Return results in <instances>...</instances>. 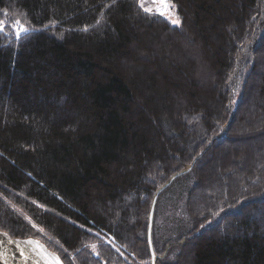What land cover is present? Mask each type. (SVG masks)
<instances>
[{
    "label": "trees",
    "instance_id": "obj_1",
    "mask_svg": "<svg viewBox=\"0 0 264 264\" xmlns=\"http://www.w3.org/2000/svg\"><path fill=\"white\" fill-rule=\"evenodd\" d=\"M168 2L0 0V229L104 264V228L146 260L193 162L155 264H264V0Z\"/></svg>",
    "mask_w": 264,
    "mask_h": 264
},
{
    "label": "water",
    "instance_id": "obj_2",
    "mask_svg": "<svg viewBox=\"0 0 264 264\" xmlns=\"http://www.w3.org/2000/svg\"><path fill=\"white\" fill-rule=\"evenodd\" d=\"M26 239L11 238L0 232V264H56L58 257L45 246L38 249ZM60 264L63 262L59 259Z\"/></svg>",
    "mask_w": 264,
    "mask_h": 264
},
{
    "label": "snow or ice",
    "instance_id": "obj_3",
    "mask_svg": "<svg viewBox=\"0 0 264 264\" xmlns=\"http://www.w3.org/2000/svg\"><path fill=\"white\" fill-rule=\"evenodd\" d=\"M170 7H174V5H171ZM171 23L174 24V25L179 26L181 24V20L179 18L171 19ZM17 25L19 26L18 27V31H17V35L18 36L29 35L33 31L30 28H26V27H23L22 25H19V21H17ZM0 27H3V23L2 22H0ZM3 235L7 236L8 233L5 232V233H3ZM26 243L35 245L38 249H43V245H41L36 240L29 239V240L26 241ZM55 260H56V264H60L59 257H55Z\"/></svg>",
    "mask_w": 264,
    "mask_h": 264
},
{
    "label": "rangeland",
    "instance_id": "obj_4",
    "mask_svg": "<svg viewBox=\"0 0 264 264\" xmlns=\"http://www.w3.org/2000/svg\"><path fill=\"white\" fill-rule=\"evenodd\" d=\"M180 33H184V29L178 31ZM199 44V43H198ZM141 58H145L143 56H141ZM151 59V58H150ZM149 58L147 60H150ZM257 67H259L258 63H257ZM204 70H206V68H204ZM199 77H201V74L199 75ZM187 146L189 147L190 146V142H187ZM170 196L168 193H166L164 196L161 197L160 201H159V209H158V212L156 214V223L161 227L165 221V216H164V212H166L168 209H167V206L165 205V202L167 200H169ZM180 221H178L177 223H179ZM160 240H162V238H160ZM158 241L157 243L158 244H161L162 241Z\"/></svg>",
    "mask_w": 264,
    "mask_h": 264
}]
</instances>
